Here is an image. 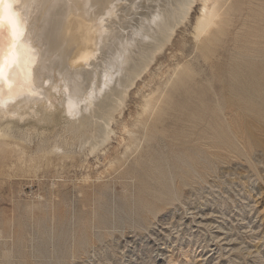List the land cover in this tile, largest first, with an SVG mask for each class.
<instances>
[{
  "label": "rangeland",
  "instance_id": "1",
  "mask_svg": "<svg viewBox=\"0 0 264 264\" xmlns=\"http://www.w3.org/2000/svg\"><path fill=\"white\" fill-rule=\"evenodd\" d=\"M149 1L152 8L147 0L136 3L146 8L137 20L131 9V19L114 22L91 66H70V38L77 33L47 51L57 57L55 73L64 69L61 82L75 97L78 116L95 113L114 83L117 90L118 82L128 83L121 103L95 122L102 123L98 131L107 125L109 138L97 141L93 153L85 136L24 129L36 122L31 118L2 129L0 264H264V123L246 115L239 149L215 139L217 94L229 87L239 56L255 53L247 51L256 47L249 44L255 0H220L218 23L198 38L200 0ZM40 6L33 27L46 47L42 21L49 2ZM154 6L170 8L174 33L138 76L117 63L110 85L92 93L94 104L85 109L88 80L75 72L100 71L106 44L126 23L143 25ZM222 105L226 117H235ZM95 125L85 127L87 140Z\"/></svg>",
  "mask_w": 264,
  "mask_h": 264
},
{
  "label": "bare ground",
  "instance_id": "2",
  "mask_svg": "<svg viewBox=\"0 0 264 264\" xmlns=\"http://www.w3.org/2000/svg\"><path fill=\"white\" fill-rule=\"evenodd\" d=\"M94 1L72 0V3H74L71 6L69 0H9L12 12L16 15L18 21L19 35L15 38L13 46L16 59L6 73V79L0 80V138L6 135L4 132H7V130L2 132L3 128L9 129L14 125L17 126L22 121L28 122L30 121V119L27 120L28 118L36 122L26 124L27 128H24L26 130L34 129L35 131L37 128L41 131L40 133H43L57 131L60 128V132L56 133L66 139H68L66 136L70 135L69 137L73 136L78 140L85 136V142L92 140L89 143L92 148L90 147L88 153H91L98 146L97 141L104 142L107 137L109 138L107 125L103 130L99 128L100 131H98V125H95V122L104 119V116L111 113L109 111L113 112L114 110H109L112 105L121 103L128 90V83L118 82L117 84L122 86L119 90H117V85L114 83L113 86H116L114 87L115 92L113 95H105L103 100L98 102L95 113L87 114L84 112L78 116L79 108L78 105L76 106L75 97L69 93L70 88L61 82L64 69L57 71V75L54 69L57 57H53L52 54L47 52L55 50L56 44L66 41L65 39L71 36L72 33H77L75 38H70V45L73 48L69 62L70 66L78 63L91 66L99 55L104 40L110 36L108 29L113 27L114 22L121 21L123 18L131 19L130 17L133 16H130L131 9H134L135 19H138L145 8H141V10L137 5L142 3L143 0L140 3L133 0L137 4L133 1L126 4L123 0ZM147 1L150 4L151 1ZM155 1L156 3L160 2V5L164 3L161 0L159 2ZM180 1L183 3L184 0ZM48 2L49 6L42 21V25H44L42 35L44 39L48 40V46L45 47L43 39L37 35L33 24L39 15V6L41 5L40 8H43ZM200 2L201 7L193 26V33L196 38L206 34L211 27L218 23V19L222 15L220 0H200ZM184 3H188V1H184ZM153 5L150 4L151 8ZM166 5L169 4L166 3ZM255 5L257 6L255 8L257 12H253L251 15L254 24L249 32L251 38L249 44L253 43L256 47L254 49L248 47L247 49V51L251 50L255 53L239 56L237 66L234 68L228 83L229 87L225 90L223 84L224 86L222 85L221 89L223 93L219 92L217 94L215 110L220 112V116L217 115L220 129L218 128L215 139L221 145L225 144L232 149H239L236 140L238 134L247 129L245 124L246 115L254 121L264 123V0H255ZM154 7L155 9L153 8L150 14H147L146 22L143 25L139 26L137 19L135 24H133L134 21L130 20L132 24L127 25L126 23L124 29L113 37L110 44H106L107 49L102 57L103 67L100 71L97 66H94L90 70L82 69L75 72L77 77L83 76V80L85 78L88 80L84 98L85 109L92 108L94 104L97 96L92 97V93H98L103 86L108 87L110 85L114 79V74L117 72V69H114L117 63L125 66L124 68H126V65H130L129 73L133 74L134 72L133 77L138 76L152 61V56L163 49L164 44L171 37L172 31L174 33L171 24L173 17L171 13H167L170 8H167L168 11L164 12L166 8L162 7L163 10L159 6ZM188 7L191 9V5ZM175 8L178 7L175 6ZM190 9L187 8L188 11ZM92 14L96 17L95 22H93L94 17ZM173 14H175V11ZM127 15L128 17H126ZM106 18H108L107 21ZM175 27L177 26L175 25ZM9 39L8 32H5L4 43L7 44ZM79 44L82 45L80 50L77 48ZM62 51L66 52V49ZM256 52L258 53L256 54ZM138 56L140 57L137 60ZM255 60H258V62H255ZM249 61L253 62L250 64ZM227 90H229L228 97L225 95ZM222 104H228L229 109L236 113L235 117H226L227 113H224ZM52 109L58 110L62 114L65 125L64 123L63 125L62 123L61 125L58 124L59 119L57 121L54 115L55 112L53 114L52 111L54 110ZM106 112L107 115H105ZM90 122L94 123L96 131L94 130L91 136L92 139L87 140L90 137L88 136L90 132L85 133V127ZM37 123H41V127ZM50 126L52 127L49 128ZM99 126H102V123H99ZM101 131L104 133L99 134ZM97 134L100 135V138ZM0 142L6 143L5 140ZM81 142H83V139ZM20 150L22 149L19 148Z\"/></svg>",
  "mask_w": 264,
  "mask_h": 264
},
{
  "label": "snow or ice",
  "instance_id": "3",
  "mask_svg": "<svg viewBox=\"0 0 264 264\" xmlns=\"http://www.w3.org/2000/svg\"><path fill=\"white\" fill-rule=\"evenodd\" d=\"M5 32L10 37L7 44L4 43ZM18 35V21L9 0H0V80L6 79V73L16 59L13 46Z\"/></svg>",
  "mask_w": 264,
  "mask_h": 264
}]
</instances>
